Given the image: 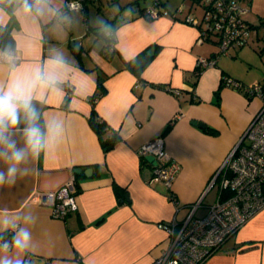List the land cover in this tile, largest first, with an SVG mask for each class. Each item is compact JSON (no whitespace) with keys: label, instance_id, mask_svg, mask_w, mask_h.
Wrapping results in <instances>:
<instances>
[{"label":"crops","instance_id":"1","mask_svg":"<svg viewBox=\"0 0 264 264\" xmlns=\"http://www.w3.org/2000/svg\"><path fill=\"white\" fill-rule=\"evenodd\" d=\"M87 1L67 11L65 0H26L25 11V0H0V25L19 57L12 64L0 60V93L19 83L37 114L35 121L0 126V239L18 224L12 247L0 244V262L149 264L167 245L159 221L181 222L193 205V216L201 217L217 200L221 175L214 182L213 177L260 108L259 98L224 85L222 77L264 85V51H258L264 16L249 21V9L240 3L246 21H261L252 36L260 58L253 75L237 68L236 61L249 58L239 48L196 73L198 56L217 54V39L198 43V26L173 15L164 0H106L107 7L102 0ZM157 1L167 11L146 17L142 8ZM108 31L114 36L111 49ZM151 47L152 55L138 65L135 59ZM65 82L74 86L70 98ZM25 113L19 108L18 118ZM30 126L41 133L38 152L27 141ZM111 136L116 141L105 150L102 138ZM157 136L181 165L170 188L151 181L153 163L137 154ZM15 151L24 154L19 164L12 159ZM70 178L77 208L65 219L31 200L35 191L56 190ZM24 233L28 239L20 247L16 242ZM203 264H264V208Z\"/></svg>","mask_w":264,"mask_h":264},{"label":"built area","instance_id":"2","mask_svg":"<svg viewBox=\"0 0 264 264\" xmlns=\"http://www.w3.org/2000/svg\"><path fill=\"white\" fill-rule=\"evenodd\" d=\"M85 3L86 0H65L63 9L80 10ZM166 11L157 1L156 5L145 8L143 13L148 18H156ZM246 11L239 0H203L200 22L190 15L186 16L185 22L200 29L197 42L206 41L213 35L219 48L213 56H200L196 59L197 72L214 66L220 53H227L230 48L242 47L252 36H257L258 28L243 18ZM105 36L106 48H113V34L108 31ZM18 58L13 51L0 50V60L4 63H15ZM222 83L249 97H258L261 100L260 108L213 177L214 182L221 175L217 200L201 217L193 216L196 207L193 205L181 222L174 218L159 221L156 226L167 234V245L149 264H203L252 215L264 208V85H247L228 75H223ZM62 88L66 98L73 96L72 83L65 82ZM137 154L139 157L153 155L157 161L151 181L162 182L169 188L172 186L181 165L166 150L163 137L157 136L141 144L137 148ZM223 191H228L225 197H222ZM76 195L75 180L70 178L56 190L35 191L31 200L50 209L54 218L65 219L77 208ZM171 199L174 200L173 195ZM17 228L18 224H14L6 231L5 237L0 239L4 249L12 247L11 235Z\"/></svg>","mask_w":264,"mask_h":264},{"label":"clouds","instance_id":"3","mask_svg":"<svg viewBox=\"0 0 264 264\" xmlns=\"http://www.w3.org/2000/svg\"><path fill=\"white\" fill-rule=\"evenodd\" d=\"M25 11H28V5L25 0ZM37 79H43L40 73H37ZM29 95L25 94L24 88L19 84H14L7 92L0 93V126L3 125L4 121H7L11 125H15L18 119V109L23 108L28 114L30 121H35L37 119L36 112L30 106ZM27 141L29 146L32 148L33 152H38L43 146L41 142V133L38 127L30 126L27 130ZM14 148V145H10ZM24 158L23 152L15 151L13 152L12 159L15 164H19ZM15 167L9 169V177H12L15 173ZM3 176L0 174V181H2ZM28 239V234H23V240H17V245L23 247ZM0 264H7L6 261L0 262ZM19 264V261L16 262Z\"/></svg>","mask_w":264,"mask_h":264},{"label":"rangeland","instance_id":"4","mask_svg":"<svg viewBox=\"0 0 264 264\" xmlns=\"http://www.w3.org/2000/svg\"><path fill=\"white\" fill-rule=\"evenodd\" d=\"M152 0H139L140 5L142 4H148L149 2L151 3ZM166 4H169L170 7L173 6L172 8V14L176 16H186L190 15L191 17L194 18V16L201 21V14L203 10V0H164ZM88 1L86 0V3ZM243 6H246L249 9V12L245 15L246 18H248L249 21L252 20L254 22L256 16L257 17H262L264 16V0H240L239 1ZM102 3H104V6H109L106 3V0H102ZM98 4V3H96ZM127 7V5H126ZM130 7V6H128ZM129 10V8H128ZM187 14V15H186ZM187 23V22H186ZM106 26V25H105ZM199 29V27H198ZM264 31V29H262ZM261 31V32H262ZM200 33V29H199ZM199 36V34H198ZM212 38H215L213 35H211ZM253 38H250L248 43L243 45L242 47H236L239 49H245L247 51V57L248 59H244L243 61H236L235 64L237 68L240 70L242 69L245 73H248L250 75H253L257 69H259V65H257V62L260 61L259 56L252 50L253 47L257 44L256 42H252ZM199 43V42H198ZM218 47V46H217ZM234 49V48H231ZM219 50V48H218ZM229 51L227 53H220L218 55V58L221 55H228ZM200 57V56H198ZM197 57V58H198ZM204 57V56H203ZM217 58V59H218ZM251 85V84H247ZM258 98V97H256Z\"/></svg>","mask_w":264,"mask_h":264},{"label":"trees","instance_id":"5","mask_svg":"<svg viewBox=\"0 0 264 264\" xmlns=\"http://www.w3.org/2000/svg\"><path fill=\"white\" fill-rule=\"evenodd\" d=\"M135 3H133L132 5H135ZM144 9L145 8H142L143 11H144ZM246 22H248L249 24H251V25H253L254 27H257V28L259 27V24L261 23V21H260L259 24L250 23L249 21H246ZM261 24H264V23H261ZM206 40H208V39H206ZM13 47H14V41H13L11 35L9 34V32L2 25H0V50L1 51H13ZM258 51L259 52L264 51V46L260 47L258 49ZM195 71H197V70H195ZM200 72H196V73H200ZM40 108H41V106H39L37 109H40ZM39 121L40 122L37 125H41V119ZM3 124L6 125L7 121H5ZM93 124H94V126L96 128H98L99 132L101 133L100 123H97V122L93 121ZM115 141H116V137H114V136H111V137H108V138H104L103 137L102 138V144H103L105 150H108L114 144ZM222 193H223L222 197H225L228 194V191H223Z\"/></svg>","mask_w":264,"mask_h":264},{"label":"water","instance_id":"6","mask_svg":"<svg viewBox=\"0 0 264 264\" xmlns=\"http://www.w3.org/2000/svg\"><path fill=\"white\" fill-rule=\"evenodd\" d=\"M150 55H152V47H151L149 50L146 51V53H145L144 56L138 57V58H136L135 60H136V62H137L138 65L142 66V65L144 64L146 58H147L148 56H150ZM28 119H29V118H28V114L25 113L24 115H22L21 117H19V118L17 119V122H16V123H21V122L26 121V120H28ZM192 123H193V124H199V125H201L200 123H198V122L195 121V120H193ZM145 158L148 159L149 161H151V162L153 163V165H155V164L157 163V161L155 160V158H154L153 155H147ZM78 171H79V168L75 169V172H78ZM86 173H87V172H86ZM127 197H128V196L125 194V195H124V198L127 199Z\"/></svg>","mask_w":264,"mask_h":264}]
</instances>
